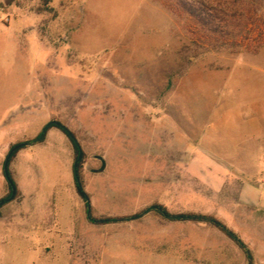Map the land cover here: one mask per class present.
<instances>
[{
    "label": "rangeland",
    "instance_id": "1",
    "mask_svg": "<svg viewBox=\"0 0 264 264\" xmlns=\"http://www.w3.org/2000/svg\"><path fill=\"white\" fill-rule=\"evenodd\" d=\"M50 121L0 264H264V0H0V201Z\"/></svg>",
    "mask_w": 264,
    "mask_h": 264
},
{
    "label": "water",
    "instance_id": "2",
    "mask_svg": "<svg viewBox=\"0 0 264 264\" xmlns=\"http://www.w3.org/2000/svg\"><path fill=\"white\" fill-rule=\"evenodd\" d=\"M51 126H58V127L61 128L64 132H66V134L72 139V141L74 142V144L76 145V147H77V149H78V156H77V160H76L75 165H74V167H75V178H76V180L78 181L77 165H78V162L81 161L82 156H83V153H82L81 147H80V145H79V142H78V140L76 139V137L72 134V132H71V131H70V130H69L64 124L59 123V122H57V121H50V122H48V123L44 126V128H43L41 134H40L36 139H34V140L31 141V142H24V143L17 144V145L13 146V147L10 149V151H9V153H8V155H7V158H6V160H5V163H4V176H5L6 180H7V182L9 183V185L11 186V195H10V197H8V198L3 199V200L0 201V207H1L2 205H4V204L10 202V201L14 198V196H15V194H16V186L13 184V182H12L10 176H9V171H8V165H9V160H10L11 155H12L16 150H18V149H20V148H22V147H25V146H31L32 144L38 142V141L42 138V136L45 134V132L47 131V129H48L49 127H51ZM94 158H95V159H98V160L101 162L102 167H101L100 169H96V170H95V169H91V172H94V173H101V172H103L104 169H105V160H104V158L101 157V156H99V155L94 156ZM78 183H79V182H78ZM151 209H152V207L147 208L145 211H143L139 216H137V217H135V218H138V217L143 216L145 213H147V212H148L149 210H151ZM129 219H130V218H127V219H121V220H119V221L129 220ZM213 222H214L215 224L219 225L218 222H216V221H213ZM223 228L226 230L225 227H223Z\"/></svg>",
    "mask_w": 264,
    "mask_h": 264
},
{
    "label": "trees",
    "instance_id": "3",
    "mask_svg": "<svg viewBox=\"0 0 264 264\" xmlns=\"http://www.w3.org/2000/svg\"><path fill=\"white\" fill-rule=\"evenodd\" d=\"M184 8L188 11V13L191 15V16H194L195 18H197L198 17V19L201 21V23L202 24H206V20L205 19H203L202 17H200V16H198L197 15V13H196V11H194V10H192V9H190L189 7H186L185 5H184ZM53 127V126H52ZM56 127H58V126H56ZM61 129V128H60ZM62 130V129H61ZM63 131V130H62ZM64 132V131H63ZM65 134H66V132H64ZM67 135V134H66ZM68 136V135H67ZM69 137V136H68ZM69 139L72 141V139L69 137ZM72 143L74 144V142L72 141ZM74 146H75V149L78 151V149H77V147H76V145L74 144ZM78 166H79V164H78ZM10 176V175H9ZM12 180V179H11ZM78 182V181H77ZM14 184V183H13ZM8 186L11 188V186L9 185V183H8ZM77 191H78V193H79V195L81 196V197H85V195H84V193H83V190H82V188H81V186H80V184L78 183L77 184ZM10 197V196H9Z\"/></svg>",
    "mask_w": 264,
    "mask_h": 264
}]
</instances>
